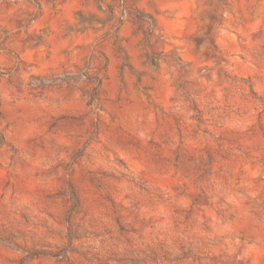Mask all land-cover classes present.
<instances>
[{
  "label": "clouds",
  "instance_id": "9594fccd",
  "mask_svg": "<svg viewBox=\"0 0 264 264\" xmlns=\"http://www.w3.org/2000/svg\"><path fill=\"white\" fill-rule=\"evenodd\" d=\"M0 264H264V0H0Z\"/></svg>",
  "mask_w": 264,
  "mask_h": 264
}]
</instances>
